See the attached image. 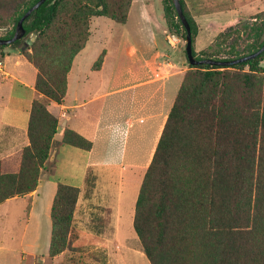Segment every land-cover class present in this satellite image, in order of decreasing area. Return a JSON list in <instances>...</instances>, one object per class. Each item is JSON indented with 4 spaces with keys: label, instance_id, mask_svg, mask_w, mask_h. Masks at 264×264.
<instances>
[{
    "label": "trees",
    "instance_id": "1",
    "mask_svg": "<svg viewBox=\"0 0 264 264\" xmlns=\"http://www.w3.org/2000/svg\"><path fill=\"white\" fill-rule=\"evenodd\" d=\"M38 1L0 0V29L11 27L0 38H12L20 19ZM132 2L47 0L24 22L23 39L0 46V60L6 48L20 50L38 71L36 89L62 104L74 60L90 40L93 18L126 25ZM180 2L198 60L238 59L263 46L264 11L253 23H243V49L236 42L228 50L217 44V49L197 53L198 26L185 0ZM164 4L170 28L182 33L172 0ZM105 55L100 54L93 70L101 68ZM263 61L264 53L231 68L190 66L183 76L135 205L133 228L150 264H264ZM58 129V118L46 100L34 101L30 144L0 160V205L37 189ZM63 143L85 151L93 148L72 130L64 132ZM79 197V188L58 185L51 208V258L75 250Z\"/></svg>",
    "mask_w": 264,
    "mask_h": 264
},
{
    "label": "crops",
    "instance_id": "2",
    "mask_svg": "<svg viewBox=\"0 0 264 264\" xmlns=\"http://www.w3.org/2000/svg\"><path fill=\"white\" fill-rule=\"evenodd\" d=\"M208 1L198 0L202 14L195 18L189 1L185 0L195 22L198 25L199 22L204 23L202 30L197 25V49H203L201 38L216 36V27L222 28V19L230 17H220V13L210 10L209 6L215 7V1L210 0L212 3L207 4ZM208 16L214 17V22L216 18L221 19V22L219 25L213 22L208 25ZM234 18L238 20L239 16ZM94 42L92 37L75 58L68 76L67 95L62 104L46 98L36 89L38 71L20 50L6 48L5 56L0 60V160L16 156L30 144L28 127L34 101L45 99L49 111L59 121L50 157L41 172L37 189L29 195L9 199L0 205V229H3V235H7V220L14 203L18 204L26 218L20 252L8 242H0V264H48L49 259L57 264H63L64 261L74 263L76 250L66 251L54 258L49 256L51 208L60 183L80 189L73 221V228L79 236L86 234L84 227L92 218L93 205L100 207L96 210L100 217L116 220L119 230L123 227L125 209H130L125 212L129 214L132 225L140 181L153 159L176 99L169 108L166 107L168 85L176 76L162 77L164 69L161 67L172 64L160 62L166 53L159 49L157 39L153 37L147 40L146 47L133 45L129 48V56L134 60L133 68L127 67L122 71L119 87L112 90L110 83L117 74V64L112 61L107 48H97ZM103 51H106V55L101 68L93 70ZM95 87H100L98 94L93 91ZM112 96H117V99L111 100ZM66 130L75 131L91 141L92 150L65 145L63 137ZM90 175L95 178V182L94 188L89 190L87 181ZM125 178L130 182V190H135L134 197L131 195V200L129 198L130 203H133L130 207H123ZM117 185L121 186L120 190H116ZM45 215L47 225L43 222ZM43 232L48 236V252L40 256L39 242ZM76 248L79 247L74 244L73 249ZM136 263L144 264L143 261Z\"/></svg>",
    "mask_w": 264,
    "mask_h": 264
},
{
    "label": "rangeland",
    "instance_id": "3",
    "mask_svg": "<svg viewBox=\"0 0 264 264\" xmlns=\"http://www.w3.org/2000/svg\"><path fill=\"white\" fill-rule=\"evenodd\" d=\"M191 8L193 17L200 16L202 14L198 0H188ZM215 7L209 6L210 10H214L216 13H220V17L230 16L227 19H222L223 27H216V36H208L201 38L203 49H197L195 43L199 38H195L194 48L197 53L203 51H211L213 47L217 49V44H222V49L228 50L230 46L238 42L237 48L243 49L246 43V32L241 31L243 23H253L256 21L254 17L264 11V0H214ZM212 1H208L207 4H211ZM204 7V6H202ZM223 12L225 15H223ZM229 13V14H227ZM191 15V16H192ZM231 15L233 17H231ZM238 15L239 19L235 20V16ZM129 21L126 25L115 23L104 17L93 18L91 22V37L95 40L94 45L97 48L105 47L110 53V57L114 64H117V74L112 77L110 87L112 90L119 87L120 74H122L127 67L133 68L134 60L129 56V48L134 46L146 47L145 44L149 38L155 37L159 45V49L164 51L166 55L160 59V62L171 63V66L161 67L164 69L162 77L176 76L174 77L169 85L166 94V107L171 106V102L176 98L179 85L182 80V76L190 69V64L186 55V31L182 26V33H177L170 28V22L168 21L165 14L164 0H133L131 9L129 12ZM208 19V25L210 22L219 25L221 19L214 17H206ZM233 22V24H231ZM197 24V23H196ZM203 22H199L201 30ZM207 25V23H206ZM11 29H0V37L5 36L6 31ZM237 29L239 32H237ZM211 30V29H210ZM170 33L177 34L181 38V43L176 48H171L167 44V35ZM198 35V34H197ZM210 35V33H209ZM126 36V39H124ZM212 38V39H211ZM226 41L224 43V40ZM36 37L28 38V45L32 46ZM209 39V40H208ZM150 41V40H149ZM210 43H208V42ZM212 42V43H211ZM225 57L224 55L219 58ZM111 61V60H110ZM264 67V61L261 63ZM108 80V79H107ZM100 87H95L93 91L98 94ZM178 88V89H177ZM111 100L117 99V96H112ZM113 101V106L115 107ZM163 115V113H162ZM141 179V183H142ZM95 178L89 176L87 185L88 189L94 188ZM124 205L130 207L133 203H130V196L134 197L135 190H130V182L125 178L124 180ZM137 190V196L135 204L139 195L140 186ZM120 185L116 186V190H120ZM130 190V192H128ZM130 198V200H129ZM127 199V200H126ZM135 206V205H134ZM100 207L92 206L93 214L91 220L87 221L84 230L86 234L82 237L78 235V240L74 241L73 245H78L74 254V263L64 261L63 264H137V261H143L144 264H150L147 260L141 243L134 231L133 220L130 226V216L127 211L130 209L126 208L124 211V219L122 221L123 227L121 230L117 229V221L105 219L99 216V212H96ZM44 225H47L48 219L45 215L43 219ZM26 224V218L23 215V211H20L18 204L12 205L10 215L7 220V235H3V229H0V242H8L10 246L16 247L17 251L20 252V245L24 228ZM74 229V228H73ZM76 232V230L74 229ZM77 233V232H76ZM78 234V233H77ZM48 236L47 233L43 232V236L39 242L40 256L46 254L48 250ZM40 258V257H39ZM69 260H71L69 258ZM48 264H57L54 260L49 259Z\"/></svg>",
    "mask_w": 264,
    "mask_h": 264
},
{
    "label": "water",
    "instance_id": "4",
    "mask_svg": "<svg viewBox=\"0 0 264 264\" xmlns=\"http://www.w3.org/2000/svg\"><path fill=\"white\" fill-rule=\"evenodd\" d=\"M47 0H39L33 7H31L24 16L18 22L14 35L10 39H1L0 38V46H11L17 41L23 39L26 35V31L24 28V22L30 18V16L35 13ZM175 11L178 15V19L182 23L183 28L186 31V55L189 61L190 66L199 67L204 65H209L212 67H220V68H231L238 64L254 60L258 56L264 53V44L263 46L255 53L232 60H216V59H202L198 60L193 54V34L191 25L183 11L180 0H172Z\"/></svg>",
    "mask_w": 264,
    "mask_h": 264
},
{
    "label": "built area",
    "instance_id": "5",
    "mask_svg": "<svg viewBox=\"0 0 264 264\" xmlns=\"http://www.w3.org/2000/svg\"><path fill=\"white\" fill-rule=\"evenodd\" d=\"M166 39H167V44L171 48H176L182 41L181 38L177 34H174V33L168 34Z\"/></svg>",
    "mask_w": 264,
    "mask_h": 264
}]
</instances>
